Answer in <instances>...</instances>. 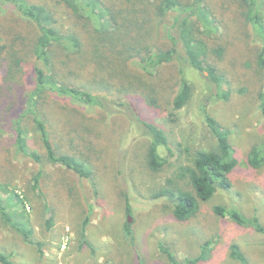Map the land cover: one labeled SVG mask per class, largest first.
Masks as SVG:
<instances>
[{"label": "rangeland", "instance_id": "obj_1", "mask_svg": "<svg viewBox=\"0 0 264 264\" xmlns=\"http://www.w3.org/2000/svg\"><path fill=\"white\" fill-rule=\"evenodd\" d=\"M28 1L55 5L57 0ZM241 1L204 0L217 31L203 38L211 49L221 53L219 58L210 52L205 66L213 69L216 78L222 77L223 83H217L209 72L180 61L160 67L159 76H149L130 60L127 80L115 77V87L100 89L93 82L92 68L78 65L74 56L66 57L58 47L52 49L56 78L103 97L106 104L104 108L86 107L70 98L48 96L40 106L55 149L86 161L91 177L82 178L72 171L65 173L66 168L60 165L47 161L39 164L29 156L17 154L14 134L1 136L0 184L7 186L10 193L0 191V200L13 212L14 220L28 221L34 242H25L0 214L1 254L9 256L14 264H172L161 251L162 245L184 264L197 258L201 245L211 241L209 259L199 264H238L229 255L234 243L250 264H264V233L238 226L214 213L216 206H227L246 217L257 216L264 227V166L254 169L246 163L252 147H264V115L259 100L264 73L256 65L261 43L253 37ZM59 9L67 19V10ZM75 23L80 25L75 18L69 19L62 31L74 28ZM172 23V17L165 18L164 24ZM79 30L83 43H90L81 26ZM0 35L8 43L15 37H25L26 44L16 43L26 51L27 63H33L29 37H37L35 24L2 1ZM148 43L152 51L172 47L161 24ZM177 47L184 56L182 43L178 42ZM6 70V66L0 69V82ZM182 76L190 82L192 96L183 108L175 109L173 100ZM18 81L12 83L13 87ZM129 82L135 89L121 92L124 89L120 87ZM149 100H155L156 107ZM206 114L223 127L236 150L239 165L232 175L231 188H218L211 200L200 203L195 216L179 221L173 215L175 200L161 193L169 188V182L190 190L187 179L178 178L182 169L193 165L198 151L217 148L218 139ZM140 120L163 130L168 139V148H159L160 155L168 161L159 172L148 167L151 138ZM29 128V145L42 157L38 134L31 125ZM39 172V188L33 189V178ZM15 194L20 195L22 203ZM87 217L84 243L82 231ZM48 219L52 221L51 228Z\"/></svg>", "mask_w": 264, "mask_h": 264}, {"label": "trees", "instance_id": "obj_2", "mask_svg": "<svg viewBox=\"0 0 264 264\" xmlns=\"http://www.w3.org/2000/svg\"><path fill=\"white\" fill-rule=\"evenodd\" d=\"M0 1L11 5L22 16L33 22L37 30V37L33 39L29 37L32 41L30 51L34 56L31 64H28L25 59L26 51L21 50L16 43L21 41L26 44L25 37H15L13 42L8 43L7 39L0 35V69L7 67L5 78L0 82V137L6 133L14 134L17 154L29 156L39 164L47 161L66 168L65 173L72 171L82 178L91 177V170L86 161L73 155L59 153L53 146L48 127L42 119L40 107L48 96L59 99L70 98L73 102L86 107L104 108L106 106L103 97L94 95L88 90L68 86L56 78L52 71V49L55 47L60 48L68 58L74 56L78 65L85 64L87 68H92L93 82L100 89L115 87L113 81L115 77L127 80L130 75L128 65L130 60L149 76H159L160 67L180 61L196 70L209 72L217 83L224 82L222 77L216 78L213 75L211 67L205 66L206 57L210 52L218 56L221 53L217 49H211L203 38L217 31L216 21L204 0L189 2L184 0H57L54 1L55 5L33 4L28 0ZM241 2L246 19L255 34L253 37L261 43L257 52L256 65L264 73V0H242ZM58 7L67 10V19L61 16ZM169 17L173 20L171 26L164 24L165 18ZM72 18L78 20L80 25L75 23L74 28L70 26L62 31L61 27H64ZM196 22L201 24L197 25ZM160 24L165 37L171 41L172 47L164 51H152L148 40ZM80 26L89 35L90 43H83ZM178 42L182 43L184 56L177 47ZM97 77L103 80L97 81ZM17 81L16 85L19 86L13 87L12 83ZM120 88L124 89L121 92H130L135 89L131 82ZM191 96L192 86L188 79L182 76L178 92L173 100L175 109L183 108ZM259 100L260 109L264 115V86L259 94ZM148 103L156 107L155 100H149ZM205 116L213 134L218 139L217 148L210 151H198L193 165L182 169L178 178H186L190 190L175 187L169 182V188L161 193V196H168L175 200L173 215L179 221H188L195 216L200 203L211 200L218 188L223 190L231 188L232 175L239 165V160L235 156L236 150L229 142L223 127L208 114ZM141 122L147 128L151 138L147 149L148 167L153 172H159L168 162L160 155L159 148L167 147L168 139L163 130L151 123ZM29 125L38 134L44 153L42 157L29 145ZM263 150L264 147L260 145L252 147L247 155V166L254 169L262 168L264 166ZM41 177V172L34 176L33 189L39 188ZM7 189V186L0 184V191L10 193ZM14 196L19 202H23L20 195ZM214 213L221 218H228L238 226L251 227L257 232L264 233V227L257 216L249 218L234 208L221 205L214 208ZM0 214L7 224L22 235L25 242L34 243L31 239L32 231L27 226L28 221L21 223L14 220L13 212H9L2 200H0ZM88 222L89 217L83 223L84 243H87L84 239V228ZM47 224L48 228H51V219H48ZM127 227H129L128 224ZM36 245L41 246L40 243ZM211 245V241L204 242L201 245L200 255L195 259L186 260L184 264H199L207 261L210 257ZM160 249L167 255L170 263L183 264L168 248L161 245ZM229 255L238 264H250L238 244L234 243L230 246ZM0 263L14 264L9 256L1 253Z\"/></svg>", "mask_w": 264, "mask_h": 264}, {"label": "water", "instance_id": "obj_3", "mask_svg": "<svg viewBox=\"0 0 264 264\" xmlns=\"http://www.w3.org/2000/svg\"><path fill=\"white\" fill-rule=\"evenodd\" d=\"M130 223H131V220H130Z\"/></svg>", "mask_w": 264, "mask_h": 264}]
</instances>
